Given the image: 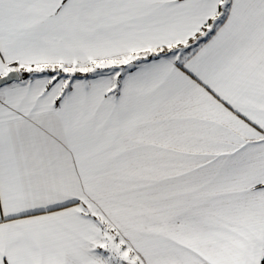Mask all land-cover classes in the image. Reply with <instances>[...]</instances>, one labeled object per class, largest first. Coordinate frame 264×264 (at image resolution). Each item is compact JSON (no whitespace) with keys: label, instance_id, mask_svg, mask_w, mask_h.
<instances>
[{"label":"snow or ice","instance_id":"snow-or-ice-1","mask_svg":"<svg viewBox=\"0 0 264 264\" xmlns=\"http://www.w3.org/2000/svg\"><path fill=\"white\" fill-rule=\"evenodd\" d=\"M0 264H264V0H0Z\"/></svg>","mask_w":264,"mask_h":264}]
</instances>
